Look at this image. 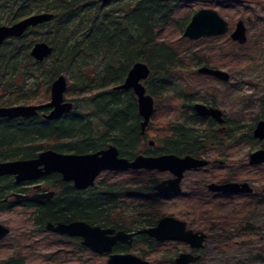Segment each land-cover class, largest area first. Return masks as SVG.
<instances>
[{
  "label": "trees",
  "instance_id": "obj_1",
  "mask_svg": "<svg viewBox=\"0 0 264 264\" xmlns=\"http://www.w3.org/2000/svg\"><path fill=\"white\" fill-rule=\"evenodd\" d=\"M172 2L111 0L102 5L97 0H0V21L6 17L1 24L11 25L33 13L53 14L49 22L28 30L19 39L4 42L0 47V106L47 101L50 84L60 75L67 76L65 95L77 97L71 100L72 111L58 120L0 119V162L35 158L39 152L49 149L60 153H94L110 145L125 158H134L143 148L153 156L174 154L198 158L225 141L231 146L243 142L251 144L252 124L243 126V117L232 121L229 129L217 130L210 120L193 112L192 104L198 101L196 98L184 94L181 87L175 90L184 68L182 54L178 51L179 46L160 37L162 30L172 23L176 10ZM183 21L171 25L180 34L187 25ZM40 33L44 35L43 42L52 47V54L44 61L36 62L31 58L30 50L36 43L34 37ZM260 40L264 42V35L260 36ZM233 46L241 48L235 43ZM260 50L264 53L263 43ZM224 54L219 56L224 57ZM187 57L196 66L217 67L211 65L213 62L209 57ZM136 62L146 64L150 70L144 86L156 101V111L157 102L168 91L175 90L174 96H171L173 100L168 99L179 103L170 112L179 111L177 117L156 132L152 116L141 134L142 118L138 114L136 97L132 91L114 89L122 84ZM227 65L230 66V63ZM195 74L200 76L197 72ZM31 80L34 85L29 84ZM259 101L258 111L251 119L253 122L264 116V97H260ZM150 131L155 133L156 140H153L155 146L152 149L146 146ZM242 168L248 167L244 164L239 169ZM104 174L105 177L98 180L94 187L82 192L63 184L59 176H53L50 180L59 190L56 197L41 204L26 203L27 226L41 237L39 242H32L28 236L29 245L39 246L49 253L37 258L40 263H79L75 262L77 257L74 253L82 252L95 258L102 257L83 247L80 239L48 233L45 230L47 223L84 221L102 228L137 231L154 226L160 218L168 215L161 212L159 205L163 199L171 198L177 199L178 210L168 216L185 222L190 230L216 235L219 241L228 244L236 234L228 233L227 228L230 229L234 222L242 223L246 218L241 216L244 209L224 215L228 205L216 203L214 201L220 199L214 198L211 201L205 198L202 202L195 190L175 196L160 195L153 191V186L160 180L159 174L154 172ZM114 176L119 177L112 179ZM244 199L253 204L264 201L259 200L258 195L245 196ZM177 245L159 243L145 234H139L134 238L132 250L144 258L167 246L174 252L163 258L164 263L174 264V258L179 253ZM61 247L73 250H62ZM118 249L123 247L116 248L120 252ZM4 264L23 263L19 259H8Z\"/></svg>",
  "mask_w": 264,
  "mask_h": 264
},
{
  "label": "rangeland",
  "instance_id": "obj_2",
  "mask_svg": "<svg viewBox=\"0 0 264 264\" xmlns=\"http://www.w3.org/2000/svg\"><path fill=\"white\" fill-rule=\"evenodd\" d=\"M172 3L176 9L173 12L172 23H180V21L188 18L183 21L185 22L184 24H188L191 16L198 10L213 9L229 24V32L224 36L196 41L189 40V42H185L188 39L182 36L183 32L180 34L177 28L171 26L172 23L162 30L163 35L160 37L165 42L179 46L178 51L182 54L181 59L184 63V68L181 70L182 78L177 79L178 86L175 87H178V89L175 90L178 91L181 87L184 94L196 98L198 102L213 100L231 122L240 120L243 117V126H251L253 124L251 119L255 116L260 105L259 98L264 97V53H261L260 50V46L264 42L261 43V40L259 41L260 36L264 35V0H214L212 3L200 0H181ZM5 19L6 17H3L0 24ZM238 20L244 21L248 38L247 43L240 46L241 48H235L233 42L229 39V34L233 31ZM43 37L44 35L40 33V35L34 37V40L40 42L43 41ZM221 53L226 55L224 54V57L219 56ZM189 55L198 58L209 57L210 61L213 62L211 65L217 66L213 68L227 72L230 77L229 80L226 83H222L202 78L201 75L196 76L195 73L199 66L186 59ZM227 63H230V66ZM182 82L186 86L182 87ZM29 84L34 85L33 80ZM174 91H168L157 102V111L156 101L154 100L152 125L155 132L159 130L158 128H163L167 122L174 120L177 117L176 115L179 114V111L170 114L179 105L176 101L174 103L170 101V99L173 100L171 96H174ZM65 99L72 100L77 99V97L75 95L72 97L65 95ZM154 134V132L150 131L147 140H155ZM250 145V143L243 142L236 146H228L225 161L228 163L227 166L233 168V170L231 169L232 173L235 171L240 177L247 178L248 176L255 192L258 196H263L264 167L253 168L250 171L239 170L247 162V155L257 148V146L253 148ZM212 158L210 157L208 160H212ZM200 172H204L205 177L195 171L185 173L183 193L196 191V184L200 185L210 181L217 182L220 177L224 176L222 169L207 168L206 171ZM158 176L160 180L168 177L166 174ZM104 177L105 174H102L99 180ZM118 177L114 176L112 179ZM237 179L242 180L241 178ZM201 193L203 191L198 192V194ZM259 200L264 199L259 198ZM214 202H223L228 205L223 213L224 215L230 214L233 210L238 212L244 209L241 216L246 218L242 223L234 222L229 226L231 227L230 229L227 228L228 233L236 234L235 237L232 236L234 238L233 241L228 244H223L222 241L215 237L216 235L207 234L205 247L201 252V260L197 264H264V201L253 204L249 200L244 199V196H241L233 200L220 199ZM177 203V199H163L159 205L161 212L169 215L177 211ZM23 212L16 210L11 213H0V224L9 229V234L0 242L1 264H4L8 259H19L23 264H43L37 258L49 254L40 249L39 246L29 245L28 236L32 242H39L41 237L35 231L32 233V229L27 226V218L25 217V212ZM220 215L222 216V214ZM176 248H179V253L189 251L188 246L182 244L177 245ZM61 249L73 250L71 247H61ZM130 252L148 262L165 264L163 258L166 255L170 256L174 251L167 246H163L153 255L144 258L139 256L134 249ZM74 255L77 257L75 262L79 261V263L74 264H104L106 259L103 256L95 258L87 252L74 253ZM65 264L70 263L66 262Z\"/></svg>",
  "mask_w": 264,
  "mask_h": 264
},
{
  "label": "water",
  "instance_id": "obj_3",
  "mask_svg": "<svg viewBox=\"0 0 264 264\" xmlns=\"http://www.w3.org/2000/svg\"><path fill=\"white\" fill-rule=\"evenodd\" d=\"M110 0H102L107 3ZM181 1V0H161ZM53 18L52 13L32 14L11 26L0 27V45L7 38H19L29 28L46 23ZM228 31V23L213 9H200L192 15L185 26L182 36L188 40L219 37ZM230 38L239 45L247 41L246 28L242 21L236 24ZM52 54V47L46 42H37L30 50V56L37 62H42ZM197 72L201 75L215 77L227 82L229 75L218 69L200 67ZM150 70L142 62H136L128 71L122 84L114 87L115 90L132 91L137 101V110L142 118L140 124L141 134L150 122L154 113V100L146 92L144 82L148 79ZM67 89L65 75L58 76L50 86V101L45 105H18L0 108V118H32L38 115L43 108L51 111L44 115L48 121L58 120L73 109V103L66 101L64 94ZM194 111L200 116H211L221 122V112L212 107L195 104ZM253 137L258 140L264 139V121H260L253 131ZM250 165L264 164V150H257L249 155ZM207 161L192 156L179 157L174 154H163L159 156L138 155L133 159L119 157L116 147L110 145L104 150L87 154H64L53 150H45L29 160H13L0 162V177L11 175L17 182L38 180L41 177L57 173L61 175L62 181L72 182L76 190H86L92 187L95 180L102 172L157 171L159 173L169 172L172 178L163 180L156 184L153 190L158 194H180V182L185 172L202 168ZM208 191L222 194H249L252 189L247 183H226L223 185L209 184ZM53 193H47L35 198H51ZM15 198H27L26 196L14 195ZM45 230L56 235L67 238H78L80 244L97 255H107L104 264H154L143 260L131 253H115L113 248L118 244L130 246L135 234H145L157 242L175 241L188 245L192 250L203 249L205 234L187 229L186 223L171 216H164L155 226L141 229L137 232L127 233L115 231L111 228L92 226L84 221L47 223ZM9 234V229L0 224V241ZM199 256L191 253H180L174 264H195ZM1 264V263H0Z\"/></svg>",
  "mask_w": 264,
  "mask_h": 264
},
{
  "label": "flooded vegetation",
  "instance_id": "obj_4",
  "mask_svg": "<svg viewBox=\"0 0 264 264\" xmlns=\"http://www.w3.org/2000/svg\"><path fill=\"white\" fill-rule=\"evenodd\" d=\"M99 3H101L102 5H104V4H106V3H103L102 2V0H97ZM111 1V0H110ZM110 1H108V2H110ZM107 2V3H108ZM169 2V1H168ZM173 2H175V1H173ZM40 13H46V12H40ZM33 14H38V13H33ZM30 15H32V14H30ZM29 16V15H28ZM192 17V16H191ZM25 18V17H24ZM24 18H22V19H24ZM22 19H20V20H22ZM19 20V21H20ZM52 20V19H51ZM50 21V20H49ZM49 21H47V22H49ZM239 21H242V20H238L237 21V23L239 22ZM18 22V21H17ZM17 22H15V23H17ZM46 22V23H47ZM243 22V24H244V26H245V23H244V21H242ZM15 23H13V24H15ZM228 23V22H227ZM236 23V24H237ZM248 23H249V21H248ZM13 24H11V25H13ZM44 24V23H43ZM236 24H235V27H236ZM11 25H7V24H1L0 25V27L1 26H11ZM40 25H42V24H40ZM40 25H37L36 27H33V28H29L28 30H30V29H36L38 26H40ZM235 27H234V29H235ZM245 28H246V26H245ZM234 29H233V31H234ZM27 30V31H28ZM26 31V32H27ZM233 31H231L230 32V34L233 32ZM25 32V33H26ZM229 32V24H228V31H227V33ZM24 33V34H25ZM226 33V34H227ZM23 34V35H24ZM226 34H224V35H226ZM230 34H229V39L233 42V43H235V44H237V45H239L237 42H235V41H233L231 38H230ZM22 35V36H23ZM223 35V36H224ZM21 36V37H22ZM21 37H19V38H21ZM219 37H221V36H219ZM19 38H7V39H5L2 43H1V45H0V47L2 46V44L4 43V42H6V41H8V40H11V39H19ZM213 38H217V37H213ZM246 38H247V35H246ZM205 39H209V38H205ZM248 39V38H247ZM40 42H43V41H40ZM37 43V42H36ZM36 43H34V44H36ZM246 43H247V41H246ZM245 43V44H246ZM33 44V45H34ZM244 44V45H245ZM32 45V46H33ZM49 45V44H48ZM32 46H31V48H32ZM50 46V45H49ZM239 46H243V45H239ZM32 58V57H31ZM47 59V58H46ZM35 61V60H34ZM37 62V61H36ZM202 66H204V67H209V68H212V69H218V68H213V67H210V66H206V65H201V66H199V68L200 67H202ZM198 68V69H199ZM197 69V70H198ZM218 70H221V71H223L222 69H218ZM223 72H225V71H223ZM227 73V72H226ZM197 74L198 75H201V74H199L198 72H197ZM228 74V73H227ZM229 75V74H228ZM201 76H205V77H209V78H211V79H213V80H216V81H218V82H222V83H226V82H223V81H220V80H218V79H216L215 77H212V76H207V75H201ZM66 77V76H65ZM230 78V77H229ZM56 79V78H55ZM54 79V80H55ZM50 86H51V84H50ZM67 90V89H66ZM49 91H50V88H49ZM65 94H66V92H65ZM65 94H64V98H65ZM209 94V93H208ZM210 95V94H209ZM210 96H212V95H210ZM66 101H70V102H72L71 100H67V99H65ZM50 101V95H49V98H48V100L47 101H45V102H42V103H37V104H29V105H45V104H47L48 102ZM214 101L213 100H211V101H203V102H198V101H195V102H193V104H192V110H193V112L196 114V115H198L199 117H201V118H207L208 120H210L211 121V123H212V125H213V127L214 128H217V130H221V131H224V130H226L227 128L229 129L230 127H231V124H232V122L230 121V119L225 115V113L220 109V108H218V106L216 105V104H214L213 103ZM195 104H202V105H205L206 107H212V108H214V109H218L220 112H221V122H219V121H217L216 119H214V118H212L211 116H200L198 113H196L195 111H194V109H193V107H194V105ZM19 105H21V104H19ZM12 106H18V105H6V106H0V108H2V107H12ZM51 111V109L50 108H43V109H41V110H39L38 111V115L37 116H35V117H32V118H41L42 120H45L44 119V115H46V114H48L49 112ZM70 113V112H69ZM67 115V114H66ZM63 117V116H62ZM0 119H7V118H0ZM16 119H23V118H16ZM25 119H30V118H25ZM11 120H13V119H11ZM45 121H48V120H45ZM54 121V120H53ZM260 121H264V116L263 117H260V118H258L257 120H255L254 122H253V124H252V138H253V142L251 143V145L250 146H253V148L255 147V146H257V148L256 149H254V151H257V150H264V139L263 140H258V139H255L254 137H253V131H254V129H255V127L257 126V124L260 122ZM146 146L148 147V149H152L154 146H155V144H154V141H152V140H147V142H146ZM230 147L231 145H229L226 141L225 142H223L221 145H218V146H214L210 151H209V153H207V152H205L203 155H201L200 157H198L197 159H203V160H206L207 161V165L206 166H204V167H202V168H198V169H194V170H192V171H195V172H197V173H199V174H201V175H203V177H205V175L203 174L204 172H200V170H205L206 168H212V169H217V170H220V169H222L223 170V173H224V176L223 177H220L219 178V180L216 182V181H210V182H208V183H202V184H200V185H198V184H196V192H200V191H203V193H201V194H198V195H200V198H201V201L202 202H205V198H206V200H211V199H225V200H229V199H236V198H238V197H241V196H253V195H258L256 192H255V190H254V188L252 187V185L250 184V180H249V177L247 176V178H245V177H240L235 171H234V173H235V175L231 172L232 170H231V168H230V166H227V162L225 161V157H227L226 155V149H227V147ZM106 149V148H105ZM51 150V149H50ZM104 150V149H103ZM54 151V150H53ZM118 151V150H117ZM254 151H252V152H254ZM42 152V151H41ZM57 152V151H56ZM252 152H250L248 155H247V162L245 163L246 164V166L249 168H252V170H253V168H258V167H261V166H264V164H261V165H250L249 164V155L252 153ZM40 153V152H39ZM60 153V152H59ZM216 153V154H215ZM64 154H69V153H64ZM74 154V153H73ZM119 154V153H118ZM38 155V154H37ZM138 155H145V156H153V155H148L147 154V151H146V149H142V151H141V153H139ZM137 155V156H138ZM163 155V154H162ZM159 156V155H158ZM119 157H121V156H119ZM136 157V156H135ZM134 157V158H135ZM210 157H213L212 158V160H208V158H210ZM36 158V157H35ZM123 158H125V157H123ZM195 158V157H194ZM30 159H34V158H30ZM127 159H133V158H127ZM15 160H19V159H15ZM25 160H29V159H25ZM10 161H13V160H10ZM3 162H6V161H3ZM248 168H244L246 171L248 170ZM243 168L242 169H239L240 171H242V170H244ZM127 171H131V170H127ZM127 171H121V172H127ZM139 171H145V170H139ZM206 171V170H205ZM248 171H250V170H248ZM146 172H148V171H146ZM151 172H154V173H157V174H159V175H167L168 177L167 178H165V179H161V180H159V182L158 183H160L161 181H163V180H168V179H170V178H172V175L169 173V172H163V173H159V172H157V171H151ZM188 172H191V171H188ZM188 172H185V173H188ZM104 173H120V172H108V171H106V172H102L98 177H97V179L95 180V183H94V185L96 184V182L99 180V177L102 175V174H104ZM150 173V172H149ZM185 173H184V175H185ZM184 175H183V178H184ZM232 175H234V176H232ZM53 176H59L60 177V180H61V182L63 183V184H69V185H71L73 188H74V186H73V183L72 182H64V181H62V177H61V175H59V174H57V173H52V174H50V175H47V176H44V177H41L40 179H38V180H32V181H22V182H17L16 181V179H15V177L14 176H11V175H6V176H1L0 177V210L2 209L3 210V212L2 213H11V212H14V211H16V210H21V211H24V209H25V206L27 205V204H31V203H33V204H41L42 202H46V201H51V200H53L55 197H56V195H57V193H58V191L59 190H57V188L56 187H54V181L53 180H50V178H52ZM54 178V177H53ZM183 178H182V180H181V182H180V187H181V192H180V194H182V190H183V188H184V186H183ZM237 178H241L242 180H240V179H237ZM160 179V178H159ZM235 179V180H234ZM158 183H156V184H158ZM226 183H239V184H241V183H247L248 184V186L252 189V192L251 193H249V194H241V193H239V194H222V193H211V192H209L208 191V185L209 184H217V185H223V184H226ZM155 184V185H156ZM94 185L92 186V187H94ZM92 187H90V188H92ZM153 188H154V186H153ZM75 189V188H74ZM89 189V188H88ZM76 190V189H75ZM87 190V189H86ZM76 191H79V192H82V191H85V190H82V191H80V190H76ZM154 191V190H153ZM53 193L52 194V197L51 198H35L34 199V197L35 196H39V195H43V194H47V193ZM263 192V191H262ZM180 194H178V195H180ZM14 195H21V196H26L27 198H20V199H17V198H15L14 197ZM160 195H166V196H175L176 194H160ZM259 198H262V199H264V192H263V196H259ZM28 202V203H27ZM27 203V204H26ZM161 219V218H160ZM159 221V220H158ZM157 224V223H156ZM155 224V225H156ZM154 225V226H155ZM187 226V225H186ZM111 229H114V228H111ZM187 229H189L188 228V226H187ZM115 230V229H114ZM141 230V229H140ZM115 231H120V230H115ZM122 231H124V230H122ZM137 231H139V230H137ZM137 231H132V232H137ZM125 232H127V231H125ZM196 232V231H195ZM198 232H203V231H198ZM127 233H130V232H127ZM204 234H205V240H204V242H203V245H204V247H205V241H206V239H207V233L206 232H203ZM136 235H139V234H135V236L133 237V240H132V244L130 245V246H128V245H125V244H120V243H118L114 248H113V252H115V253H131L130 251L132 250V245H133V242H134V238L136 237ZM149 237V236H148ZM150 238V237H149ZM70 239H78V238H70ZM151 239H153V238H151ZM154 240V239H153ZM156 241V240H155ZM80 242V241H79ZM157 242V241H156ZM164 242H172V243H179V244H182V245H184V246H188V245H185L184 243H180V242H175V241H164ZM164 242H159V243H164ZM119 247H123V249H118L120 252H117L116 251V248H119ZM204 247H203V249H204ZM125 248V249H124ZM188 248H189V246H188ZM203 249H200V250H192V249H190L189 248V251L188 252H180V253H191L192 255H194V256H199V260L195 263V264H197L200 260H201V252H202V250ZM180 253H178L176 256H175V258L180 254ZM99 256H104L105 258H107V255H99ZM174 258V259H175ZM105 261H106V259H105ZM105 263V262H104Z\"/></svg>",
  "mask_w": 264,
  "mask_h": 264
}]
</instances>
